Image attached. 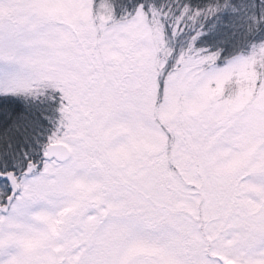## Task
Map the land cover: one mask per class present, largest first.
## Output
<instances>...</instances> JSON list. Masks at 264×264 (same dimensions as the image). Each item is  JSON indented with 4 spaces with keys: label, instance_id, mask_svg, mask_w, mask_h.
I'll return each instance as SVG.
<instances>
[{
    "label": "snow or ice",
    "instance_id": "1",
    "mask_svg": "<svg viewBox=\"0 0 264 264\" xmlns=\"http://www.w3.org/2000/svg\"><path fill=\"white\" fill-rule=\"evenodd\" d=\"M0 264H264V0H0Z\"/></svg>",
    "mask_w": 264,
    "mask_h": 264
}]
</instances>
